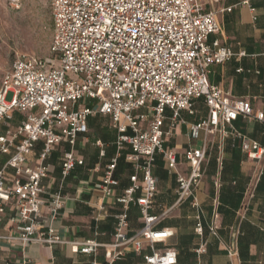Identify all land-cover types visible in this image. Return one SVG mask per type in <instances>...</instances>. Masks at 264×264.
<instances>
[{
  "label": "built area",
  "instance_id": "1",
  "mask_svg": "<svg viewBox=\"0 0 264 264\" xmlns=\"http://www.w3.org/2000/svg\"><path fill=\"white\" fill-rule=\"evenodd\" d=\"M250 1L241 3L249 5ZM49 7L50 52L55 55L57 65L50 67L34 55L20 53L0 84V121L4 124L12 120L14 113L24 116L16 128H8L0 135V155L11 153L0 168V221L10 205L16 214L9 217L12 231L0 236V240L23 248L30 244L70 245L81 254L97 253L101 245L95 241H67L52 229L50 223L58 217L64 196L60 189L47 193L42 182L49 174L46 161L61 143L69 147L61 158L62 179L75 166L83 164L74 150L77 136L87 132L88 117L103 115L110 118L117 132V155L105 168L99 185L104 197H109L117 185L114 170L124 145L130 147L125 160L134 171L130 186L115 198L121 211L114 215L113 242L102 246L106 263L122 258L127 248L139 253L148 245L151 253L143 256L144 264H176V251L159 252L153 248L173 235L168 228L154 229L168 211L161 216L150 214L157 191L153 174L157 155H161L167 170L175 175V205L189 201L194 232L200 239L195 250L199 259L206 252V243L195 191L202 180L206 149L190 146L183 153L187 173L178 169L176 154L165 149L164 142L180 120L179 113L192 115L193 100L202 99L208 114L189 126L191 140L198 139L202 131L209 134L221 126V136L231 135L239 140L240 150L247 158L260 161L264 156V146L232 126L238 117L264 123V111H253L246 99L233 98L208 81L210 65L224 64L234 56L218 40L208 43L210 35L221 32L216 12L205 11L198 0H49ZM242 55L243 52L239 53ZM8 94L10 100H6ZM84 99L94 105H76ZM39 142L41 150L35 159L30 158ZM95 144L102 148L99 141ZM100 154H104L103 150ZM217 165L208 225L209 235L214 238H218L219 230L217 195L221 188V158L217 159ZM260 175L258 170L251 178L238 211L240 218L247 211ZM136 193L139 195L135 196ZM46 205L45 217L42 208ZM130 205L138 207L143 223L132 236L127 235ZM95 206L93 221L98 223L104 217V205L99 202ZM225 251L230 260L237 257L234 246H226Z\"/></svg>",
  "mask_w": 264,
  "mask_h": 264
},
{
  "label": "crops",
  "instance_id": "2",
  "mask_svg": "<svg viewBox=\"0 0 264 264\" xmlns=\"http://www.w3.org/2000/svg\"><path fill=\"white\" fill-rule=\"evenodd\" d=\"M205 11L216 12L221 32L212 34L208 43L218 40L227 46L234 56L224 64H212L209 67L208 81L220 87L236 99H246L253 111H264V0H251L243 5L242 0H198ZM229 12H220L223 9ZM250 8L253 11H250ZM255 17V20L252 18ZM243 52L244 55L239 56ZM200 100V99H198ZM205 115L194 110L192 115L181 111L179 121L173 128L170 137L165 139L164 148L172 150L178 161V169L187 173V165L183 153L190 146H205L206 158L203 163V175L195 196L200 203L203 226V240L206 252L197 259L195 250L200 239L194 232L195 220L189 201L175 205L177 187L175 175L170 173L161 155L155 158L153 174L157 179V191L150 214L162 216L154 229H171L173 235L164 243H156L153 248L163 252L168 249L176 251V264H264V156L260 161L246 157L240 150L239 140L228 136L223 138L219 126L212 133L200 132L198 139L191 140L189 126L204 120ZM167 114H170L166 110ZM187 117H190L187 119ZM232 126L247 138L264 146V123L257 120H244L238 117ZM224 128L228 130V126ZM117 132L111 126L108 116L94 115L87 119V132L77 136L74 150L82 161L70 174L62 179L60 174L61 158L69 147L65 143L57 145L48 157V177L42 182L47 193L60 189L64 196V204L58 217L50 223L52 229L67 241L93 240L100 244L95 254H81L70 245H38L30 244L23 248L20 244L0 240V264H107L104 248L113 242L114 215L121 211L115 198L130 186V177L134 171L127 163L125 156L131 152L124 145L116 159L114 178L117 185L112 188L111 195L104 197L99 188L105 168L116 157L115 141ZM102 148L96 146V142ZM104 154L101 155L100 151ZM5 156H0V161ZM221 158L220 182L218 191V238L211 237L208 225L212 216V200L215 196L213 179L218 172L217 159ZM35 159V158H34ZM261 175L252 197L248 200L247 211L242 218L238 211L245 199V191L255 173ZM139 181L141 174H138ZM136 193L135 196H138ZM46 197V196H45ZM99 202L104 205V217L93 221L94 207ZM43 216L48 215V206L42 208ZM13 206H8L0 221V236L8 235L13 224L9 217L14 216ZM143 223L139 209L130 205L128 210L127 235L132 236L142 228ZM234 246L237 257L230 260L225 247ZM151 253L148 245H144L139 253L127 248L125 254L112 264H144L143 256Z\"/></svg>",
  "mask_w": 264,
  "mask_h": 264
},
{
  "label": "rangeland",
  "instance_id": "3",
  "mask_svg": "<svg viewBox=\"0 0 264 264\" xmlns=\"http://www.w3.org/2000/svg\"><path fill=\"white\" fill-rule=\"evenodd\" d=\"M51 38L49 0H0V84L14 57L20 53L34 55L55 67L56 57L50 52ZM10 98L11 94H8L6 100ZM201 100H193V109L205 115ZM76 105L92 107L94 102L84 99ZM13 117V122L23 118L18 113ZM2 126L0 121V133Z\"/></svg>",
  "mask_w": 264,
  "mask_h": 264
},
{
  "label": "trees",
  "instance_id": "4",
  "mask_svg": "<svg viewBox=\"0 0 264 264\" xmlns=\"http://www.w3.org/2000/svg\"><path fill=\"white\" fill-rule=\"evenodd\" d=\"M51 28H52V22H51ZM198 100V99H197ZM203 101V100H202ZM205 105V104H204ZM19 115H21V114H19ZM23 118H24V116L23 115H21ZM14 118V117H13ZM13 118H12V120H10V121H8V122H5L4 124H3V126H2V128H3V131L0 133V135H2V134H4V132L8 129V128H10V129H14V128H16L18 125H19V123L23 120V118H21V119H17L15 122H13ZM41 148H42V143L41 142H39V143H37L35 146H34V148H33V151H32V153H31V155H30V158H35L36 157V155L39 153V151L41 150ZM11 154V153H10ZM10 154L9 155H0V156H5V161H4V163L7 161V159L9 158V156H10ZM4 163L2 164L1 163V161H0V168L4 165Z\"/></svg>",
  "mask_w": 264,
  "mask_h": 264
}]
</instances>
